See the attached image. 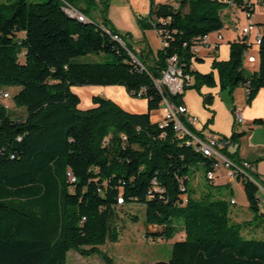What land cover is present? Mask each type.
I'll return each instance as SVG.
<instances>
[{
	"label": "trees",
	"instance_id": "16d2710c",
	"mask_svg": "<svg viewBox=\"0 0 264 264\" xmlns=\"http://www.w3.org/2000/svg\"><path fill=\"white\" fill-rule=\"evenodd\" d=\"M65 1L89 20L70 16ZM109 3L0 1V88L20 86L11 97L24 111L16 118L0 103V264H67L71 250L115 264L100 246L119 239L114 218L120 205L131 201L143 203L147 223L159 227L149 229V238L169 240L184 232L174 240L170 259L153 264H264V236L244 233L248 220L232 219L230 196L207 177L216 159L187 143V134H177L172 123L161 127L152 118L165 100L184 104V92L173 93L166 85L160 89L155 82L175 54L192 77L185 90L195 88L205 105L213 95L202 87L217 84L214 70L221 89L232 94L244 85L251 102L264 86V37L258 69L245 67L248 44L234 39L229 58L215 59L213 70L202 72L192 66L200 59L192 47L224 27L223 2L150 0L148 14L136 15L143 30L170 34L168 44L157 50H137L133 35L109 18ZM91 53L113 59L87 60ZM84 85H123L131 96L148 100V111L126 110L102 95H94L93 105L83 109L72 88ZM180 117L196 130L185 115ZM229 136L234 144L240 133ZM224 153L242 163L237 150ZM202 168L205 184L196 196L191 177ZM153 178L163 192L153 190ZM236 179L258 215L259 185L241 173Z\"/></svg>",
	"mask_w": 264,
	"mask_h": 264
},
{
	"label": "crops",
	"instance_id": "0c3cea01",
	"mask_svg": "<svg viewBox=\"0 0 264 264\" xmlns=\"http://www.w3.org/2000/svg\"><path fill=\"white\" fill-rule=\"evenodd\" d=\"M148 1L149 12L150 0ZM125 2V12L130 14L131 10L134 12L137 11L136 0H125ZM111 4H113V2H111ZM78 6H85V3L80 2ZM112 6L113 5H111V8ZM229 8H231V10ZM229 8H225L226 11L224 9L223 12V14H225V25L220 30L223 34V39L217 40V32L210 34L208 40L197 52L200 59H194L192 62V66L195 69L202 72H209L213 70L212 63L215 59L223 60L229 58L230 42L236 39L240 32V27L239 29L237 26L234 27V23H238L237 19H240V16L235 7L230 6ZM95 13L98 17L97 21L100 22L101 17L99 11L95 10ZM110 19L117 28L124 30L116 23L114 18ZM240 20L243 21L242 25H244L247 18L244 16V18ZM253 20L258 23H264V9L262 7H257ZM234 28L236 30H234ZM140 29L143 33L141 32L137 37L138 42L135 44L137 50L143 49L144 47L156 50L162 46L161 38L157 34L155 28ZM244 65L249 71L258 69V62H246ZM214 72L217 77V84L213 87L206 85L202 87V92L211 93L213 95L212 103L208 106L205 105L201 93L195 88H190L184 90V104L187 106L188 114L197 117L193 125L198 130L199 135L205 136V134L211 131L226 136L231 135L235 131L240 133L237 141H235L230 149L233 151L237 150L240 159L254 163L257 180L261 183L257 193L259 197V210L260 213L264 214V86L257 91L251 102H247V89L244 85L236 87L233 93L229 94L226 90L220 88L217 71L214 70ZM72 89L81 97L80 107L83 109L93 105L92 97L94 95H102L114 100L126 110L132 112L148 111V100L146 98L131 96L123 85H84L73 86ZM83 98L84 100H82ZM158 111H161L162 116H164V104L160 109L152 112L153 120V114ZM236 111H240L243 117V121L239 123L236 122ZM158 119L161 120L162 118H157V120ZM257 119H262V121L257 122ZM223 175L226 176V172H224ZM218 176L221 175L217 174V177ZM215 179L214 183L219 184ZM238 182L241 183L244 189L243 183L241 181ZM232 197L235 198V195L229 198ZM246 200L245 205L241 208L234 206L237 204V199L235 198L236 203L232 204V219L237 222L248 220V223L244 227L245 234L264 236V225L255 226L252 224L253 219H255L257 215L249 212L251 208L247 196ZM183 235L184 232L180 237ZM169 240L174 242L175 239L172 238Z\"/></svg>",
	"mask_w": 264,
	"mask_h": 264
},
{
	"label": "rangeland",
	"instance_id": "374dc122",
	"mask_svg": "<svg viewBox=\"0 0 264 264\" xmlns=\"http://www.w3.org/2000/svg\"><path fill=\"white\" fill-rule=\"evenodd\" d=\"M0 1H8V0H0ZM43 1V0H37ZM137 11L134 12L131 10V13L125 12V0H110L109 8H108V16L109 18H114L116 23L122 27V31L130 32L133 35L135 42H138V35L141 34L142 30L140 29V25L137 20V15L148 14V0H136ZM113 2V4H111ZM111 5L112 8H111ZM225 8H229L225 5ZM240 19L244 18L245 12L242 8L235 7ZM231 10V8H229ZM227 9V10H229ZM229 10V11H230ZM226 11V9H225ZM92 16L95 20H98L97 14L93 10L91 12ZM137 14V15H136ZM224 19H225V14ZM239 18L238 23H234V27H242L243 21ZM234 30H236L234 28ZM143 33V32H142ZM160 48V47H159ZM157 48V49H159ZM156 49V50H157ZM22 59V57H21ZM87 60L94 61H105L113 59L112 55H108L105 53H91L86 56ZM20 86L10 85L3 86L1 89L8 90L13 96L19 90ZM11 101L13 108L11 110L14 111V117L19 118L23 116L24 111L16 107L13 103L12 97L8 99ZM84 100V98L82 99ZM154 120L157 121V118H163L161 111L155 112L153 114ZM159 120V119H158ZM226 172L224 167L218 168L216 174L221 176L216 177V181L219 182V185L222 186L224 192L228 194V196L235 195L237 199V204L234 206H238L243 208L246 203L245 191L235 178H228L223 175ZM205 171L202 168L198 172H196L191 177V184L195 188V195H200V190L203 189L205 184ZM253 214L254 211L251 209ZM133 216H136L135 218ZM114 223L119 230V239L116 241L108 240L105 244L100 246V249L105 251L109 256H111L115 262V264H152L157 260H168L172 254V245L168 239H163L161 241L151 240L147 233L149 229L157 227V225L148 224L146 221V213H145V205L140 202L131 201L127 203H123L120 205L119 211L114 218ZM252 224L255 226H263L264 225V216L259 213L255 219H253ZM159 228V227H157ZM183 231H179L173 238H179ZM67 264H107L104 259L98 254L85 256L82 255L77 250H71L68 254Z\"/></svg>",
	"mask_w": 264,
	"mask_h": 264
},
{
	"label": "built area",
	"instance_id": "2783aa9c",
	"mask_svg": "<svg viewBox=\"0 0 264 264\" xmlns=\"http://www.w3.org/2000/svg\"><path fill=\"white\" fill-rule=\"evenodd\" d=\"M156 1H172V0H156ZM223 2L227 6H233L242 8L245 12V17L247 21L240 28V32L236 40L241 42H247L248 47L243 52V61L246 62H258V49L262 43L264 37V23H258L253 20V16L257 7H262L264 9V0H218ZM63 9L72 17H76L79 20H89L79 8L71 5L66 2L63 5ZM157 34L161 38V44L167 45L168 38L170 37L169 33L163 32L162 29L156 30ZM210 34L203 36V42H206ZM114 38L121 40L118 35H114ZM223 34L221 31H217V40H222ZM203 43L196 44L192 47L194 52H198ZM157 86L161 89L163 86H167L173 93H183L186 86L192 82V77L188 73H184L182 68L178 64V56L172 55L168 58L167 68L163 71L162 77L155 80ZM11 98V93L8 90L0 88V103L5 106L7 109L13 108L11 101L8 99ZM165 113L163 118L159 121L161 127L168 126L170 123L173 124L174 129L177 134L185 135L187 134V143L193 144L196 150L201 151L207 156L214 157L216 160L213 163V168L208 170L207 177L209 179H215L217 177V170L220 167H224L226 174L230 178H236L237 174L241 173L247 178L253 180L259 186L261 183L254 177L253 172H255L254 163L248 160H242V163L237 164L231 158H229L225 153V149H229L233 146L230 136L222 135L217 132H209L205 136L199 135L198 130H190L182 121L181 115H185L186 119L194 124L197 120L196 116L188 114V109L185 104H180L178 106L171 104L167 100L164 101ZM236 122L239 123L243 121V117L240 111H236ZM153 190L161 193L164 188L159 185L156 178L152 179L151 182ZM187 201V198L184 199L183 203ZM119 203H123V197L118 198ZM231 203H236L235 198H231ZM184 236V235H183ZM151 240H154L150 238ZM161 238H158L157 241H161Z\"/></svg>",
	"mask_w": 264,
	"mask_h": 264
},
{
	"label": "water",
	"instance_id": "95a60500",
	"mask_svg": "<svg viewBox=\"0 0 264 264\" xmlns=\"http://www.w3.org/2000/svg\"><path fill=\"white\" fill-rule=\"evenodd\" d=\"M263 216H264V214L263 213H261Z\"/></svg>",
	"mask_w": 264,
	"mask_h": 264
}]
</instances>
